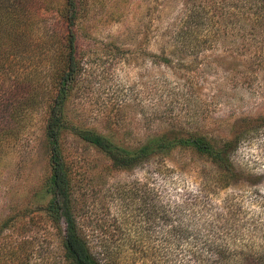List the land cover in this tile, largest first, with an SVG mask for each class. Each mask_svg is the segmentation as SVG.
Instances as JSON below:
<instances>
[{
    "label": "rangeland",
    "instance_id": "374dc122",
    "mask_svg": "<svg viewBox=\"0 0 264 264\" xmlns=\"http://www.w3.org/2000/svg\"><path fill=\"white\" fill-rule=\"evenodd\" d=\"M79 1L69 123L134 149L167 131L215 139L241 117L264 116V20L247 18V0ZM28 6L5 35L15 48L0 47L7 58L0 117L10 114L13 126V137H0V264H66L63 225L44 211L43 140L65 67L66 6ZM63 150L81 235L109 264H199L185 254L186 242L167 234L169 224L150 216L153 188L170 206L203 196L204 204L191 209L197 215L186 214L193 225L205 228L224 215L233 229L251 228L254 218L264 227V128L246 133L233 157L258 183L224 190L210 161L187 150L126 171L112 170L104 154L69 133Z\"/></svg>",
    "mask_w": 264,
    "mask_h": 264
},
{
    "label": "trees",
    "instance_id": "16d2710c",
    "mask_svg": "<svg viewBox=\"0 0 264 264\" xmlns=\"http://www.w3.org/2000/svg\"><path fill=\"white\" fill-rule=\"evenodd\" d=\"M31 0H0V47L8 45L5 35L11 34L20 14L29 7ZM240 1V0H239ZM65 2V67L57 81L56 94L49 104L48 117L43 132V140L48 150L49 175L44 181V193L49 196L44 211L58 225H63L62 252L66 264H109L108 259L93 252L88 241L81 235L74 212L72 165L64 156L63 140L66 133L88 144L94 150L104 154L112 170L126 171L140 167L154 159L168 158L176 150H187L208 159L215 171L214 183L221 190L239 183L256 185L258 180L249 179V175L238 169L233 162L242 139L248 132L264 128V116L257 118L241 117L229 126V131L222 136L208 138L197 132L181 133L167 131L150 137L138 147L129 149L114 142L94 130L75 126L67 121L65 106L71 95L78 75L76 23L79 11V0ZM248 19L264 20V0H247ZM244 6L237 5L240 9ZM260 4V6L258 5ZM195 10L197 6H194ZM243 15V14H242ZM253 18H251V17ZM60 55H63L62 53ZM6 55L0 52V74ZM13 126L10 114L0 117V137H13ZM157 191V192H156ZM158 190L152 189L149 198L150 216L154 221L169 224L167 234L175 240L186 242L184 251L199 264H264V227L253 220L251 228L233 229L229 218L215 216L205 228L193 225L186 214L195 217L191 210L193 204H204L203 196L191 194L183 196L173 206L161 203ZM264 198V196H260ZM143 199V198H142ZM144 206L146 202L143 200ZM147 209V208H146ZM158 225V224H156ZM197 243V244H193ZM197 246L198 250L194 249ZM231 246H234L232 248ZM232 248V250L230 249ZM214 257V260H211ZM207 262V263H206ZM111 264V263H110Z\"/></svg>",
    "mask_w": 264,
    "mask_h": 264
}]
</instances>
